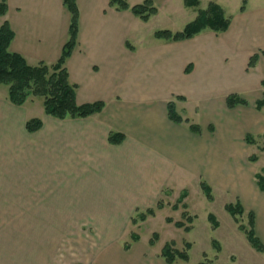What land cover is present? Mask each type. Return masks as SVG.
Masks as SVG:
<instances>
[{
  "label": "crops",
  "instance_id": "0c3cea01",
  "mask_svg": "<svg viewBox=\"0 0 264 264\" xmlns=\"http://www.w3.org/2000/svg\"><path fill=\"white\" fill-rule=\"evenodd\" d=\"M151 1L157 12L144 21L110 0H76L77 39L65 66L76 103L102 101L99 112L60 119L45 113L39 97L12 103L8 86L0 84V264H169L160 254L147 255L140 237L123 251L100 239L117 236L120 220L131 223L185 177L226 183L225 160L237 130L250 145L245 136L253 134L245 126L259 125L264 110L242 95L257 89L256 100L262 97L264 10L244 6L229 14L225 31L206 28L165 40L154 36L159 26L151 20L176 12L175 0ZM5 2L0 26L6 20L14 33L8 50L30 64L55 62L69 37L71 14L63 0ZM254 54L257 61L248 66ZM230 93L247 104L229 108ZM170 101L187 121L169 118ZM32 118L42 125L30 132ZM110 133L122 134V141L110 142ZM248 188L255 198L264 193ZM250 210L256 232L257 212ZM253 249V258L264 256V249Z\"/></svg>",
  "mask_w": 264,
  "mask_h": 264
},
{
  "label": "rangeland",
  "instance_id": "374dc122",
  "mask_svg": "<svg viewBox=\"0 0 264 264\" xmlns=\"http://www.w3.org/2000/svg\"><path fill=\"white\" fill-rule=\"evenodd\" d=\"M183 1L175 0L173 7L176 12L171 14L161 13L151 20L152 25L159 26L158 29L166 28L171 31H173L171 28H181L184 24L192 21L198 15L200 9H206L211 2L219 4L226 16H230L229 14L240 10L242 5L249 10H264V0H199V4L191 8L184 6ZM129 2L139 3L137 0H130ZM170 5L171 3L167 6ZM162 10L166 11L164 8ZM258 95L257 89H251L242 96L252 103L254 107L255 104L253 102ZM36 101H42V99L39 97ZM262 109L264 110V107ZM261 115L262 118L259 125L250 124L245 126L253 134V141L249 143L250 145L246 144L244 137H238L240 130L234 133V138L229 143V156H226L225 160L230 172V178L224 184L212 183L210 187L213 200L207 199L194 176L185 177L174 185L173 191L166 190V196L158 201L162 202L163 206H166L163 209H159L155 216L144 221L140 220L138 213H136L134 215L136 222L134 223L127 224L120 220L117 236H104L100 239L102 244L104 246L109 244L118 248L119 251H123L125 243H129L131 246L133 240L130 234L134 233L139 235L140 241L138 243L147 249V255H150V253L159 255L165 243L171 241L176 249L186 250L184 245L189 242L191 247L187 249L188 261L177 259L175 264H201L206 259L209 264H264V256L260 255L256 259L251 256V253L255 252V250L248 242L245 233L238 227L243 225L249 228L247 211L236 222L225 209V204L235 203L237 199L248 208V211L249 208H253L257 212L256 233L264 242V193H260L261 195L255 198L250 195L248 188L252 185L258 189L252 171L257 170L258 172L264 166V136L259 131L262 126L264 127V113ZM218 131L219 129L217 128L216 135L221 134ZM246 155H248L246 158L249 161L247 162L248 164L244 162V156ZM251 156H256L257 159L250 161L248 157ZM217 162L222 164L220 159H217ZM184 191L187 193L186 199H183V202H186L185 209L181 206L183 202L179 203L178 201V196ZM175 203H179L178 209L172 208ZM153 207L157 210L156 205ZM139 211L143 210L139 209ZM183 211H187L189 215L194 217L191 223L181 216ZM209 213H212L219 223L216 229L212 228L211 222L208 220ZM166 217H171L174 221H184L186 225L192 226L191 230L186 231L183 227H176L173 222H167ZM142 221L144 222L140 223ZM154 232L158 234V239L153 246H149V239L152 238ZM214 239L218 242L219 249L214 246ZM106 258L107 254L104 253L103 260L105 261Z\"/></svg>",
  "mask_w": 264,
  "mask_h": 264
},
{
  "label": "trees",
  "instance_id": "16d2710c",
  "mask_svg": "<svg viewBox=\"0 0 264 264\" xmlns=\"http://www.w3.org/2000/svg\"><path fill=\"white\" fill-rule=\"evenodd\" d=\"M184 5L187 7H196L199 4V0H184ZM244 2V1H243ZM63 4L67 7L71 14L70 26H69V37L62 47L59 58L53 63H46L44 61H38L35 64H30L26 59L15 52H10L8 46L12 40L14 33L10 28L8 21H3L0 26V84L8 86V98L14 103L21 105L28 97L38 96L42 98L43 107L46 114L63 119L66 117H86L91 114L99 112L104 103L102 101H95L85 104H77L75 100V89L76 85L69 81V74L65 66L67 57L71 54L77 39L78 32V7L76 0H63ZM110 5L116 6L118 9H130L135 15L139 16L142 20L146 21L149 17L157 12V8L154 6L151 0H144L141 3L130 5L126 0H110ZM242 5L240 10H243ZM6 12L5 0L0 1V16ZM231 17L226 16L223 8L214 2L209 3L206 9H200L198 15L190 22L186 23L185 26L178 31H171L170 29H157L154 32L156 38H162L165 40H182L191 38L198 34L202 30L209 28L215 32L225 31L230 24ZM257 54L250 57L248 66H254L257 61ZM263 86L262 97L255 101V107L261 110L264 107V80L261 82ZM238 104H247V100L236 93H230L226 96V105L232 108ZM168 116L175 122L187 121V118H183L175 110L174 103L170 101L168 103ZM42 125L39 118H32L26 122V129L30 132L36 131ZM190 128L195 132H200V127L197 124H191ZM264 136V133H263ZM252 135L247 134L245 139L247 143L253 141ZM123 139V135L119 133H110L108 140L112 143H119ZM250 161H255L256 156L248 157ZM255 179L258 187L264 191V168L255 173ZM202 190L204 191L207 199H212V191L208 184L204 181L200 183ZM187 193L184 191L178 196L179 203L183 202ZM172 205L173 209H178V204ZM184 209L186 203L183 202L181 205ZM163 203L158 202L156 208H162ZM225 209L238 222V218L243 215L244 209L240 201L237 199L235 203L225 204ZM155 208L150 207L144 212L138 213L140 220H145L148 215H154ZM189 223L193 221V216L189 215L187 211L181 213ZM248 226L246 228L243 225L238 226L242 230L248 242L256 250L262 251L264 245L256 235L255 232V214L253 211L247 212ZM208 220L211 222L212 228L218 227L219 223L216 217L212 214H208ZM167 222H173L176 227H183L184 230L190 231L191 225H186L184 221H174L171 217H166ZM132 222H136L133 217ZM131 239L133 241L138 240L139 236L132 233ZM158 239V234L153 233L152 238L149 239V244L153 245ZM214 246L218 248V242L213 240ZM186 250H179L174 247L173 242H167L160 251V255L164 260L171 264L177 259L188 261L187 249L191 247L189 242H186ZM130 247L129 243L123 245L124 249ZM201 264H209L206 259Z\"/></svg>",
  "mask_w": 264,
  "mask_h": 264
}]
</instances>
